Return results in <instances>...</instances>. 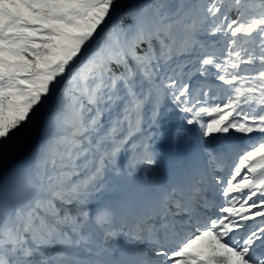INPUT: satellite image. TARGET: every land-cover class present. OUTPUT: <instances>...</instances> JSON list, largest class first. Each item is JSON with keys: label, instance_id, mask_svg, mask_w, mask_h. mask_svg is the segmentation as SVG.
Returning a JSON list of instances; mask_svg holds the SVG:
<instances>
[{"label": "snow or ice", "instance_id": "obj_1", "mask_svg": "<svg viewBox=\"0 0 264 264\" xmlns=\"http://www.w3.org/2000/svg\"><path fill=\"white\" fill-rule=\"evenodd\" d=\"M0 264H264V0H0Z\"/></svg>", "mask_w": 264, "mask_h": 264}, {"label": "rangeland", "instance_id": "obj_2", "mask_svg": "<svg viewBox=\"0 0 264 264\" xmlns=\"http://www.w3.org/2000/svg\"><path fill=\"white\" fill-rule=\"evenodd\" d=\"M176 126V120L173 114H165L161 118V132L169 137L165 141H160L161 154L164 157L165 163H162L159 170H153L149 173H139L137 175V182L140 180L157 182L162 181V176L165 173L166 162L169 157L186 154L188 150H195L198 145V137L195 133H188L178 140L173 136V131ZM122 242V238H117Z\"/></svg>", "mask_w": 264, "mask_h": 264}, {"label": "bare ground", "instance_id": "obj_3", "mask_svg": "<svg viewBox=\"0 0 264 264\" xmlns=\"http://www.w3.org/2000/svg\"><path fill=\"white\" fill-rule=\"evenodd\" d=\"M190 151H193V149L188 150L187 153L190 152ZM166 175H167V163H166V167H165V173L162 176L163 180L166 178Z\"/></svg>", "mask_w": 264, "mask_h": 264}]
</instances>
